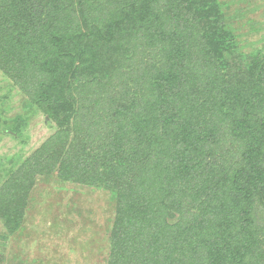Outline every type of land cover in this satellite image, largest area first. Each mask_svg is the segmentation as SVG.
I'll list each match as a JSON object with an SVG mask.
<instances>
[{
    "label": "rangeland",
    "instance_id": "obj_1",
    "mask_svg": "<svg viewBox=\"0 0 264 264\" xmlns=\"http://www.w3.org/2000/svg\"><path fill=\"white\" fill-rule=\"evenodd\" d=\"M94 1L97 0H15L14 5L31 3L44 14L48 11L52 14L56 7L64 10L70 3L76 10L81 7L86 10ZM193 1L183 0L176 10L178 27L198 29L193 64H186L190 81L180 85V89L186 90L190 84L196 87L194 91L188 90L180 106L186 108L195 95L209 101L208 126L213 134L198 158L210 162L209 165L220 163L216 167L222 165L226 170H235L247 149L246 143L251 140L250 147L258 144V133H263L260 124L264 121V93L261 92L264 75L259 73L264 68V0H210L216 9V22L208 16L201 26L218 32L223 38L224 52L220 58L210 56L205 40L198 39L201 28L197 25L199 17ZM100 4L102 8L105 3ZM171 5L175 7L176 3L168 0L166 8L173 10ZM185 39L181 46L182 59L188 44ZM42 47L38 54L44 56L45 63L52 56L47 47ZM139 49L128 54V58L132 56L131 61L108 86H86L78 105V108L83 106L79 110L85 111L84 123L77 132L70 129L66 141L58 142L55 151L49 149L43 154L41 149L58 131L54 122L31 101L45 76L36 73V67H25L27 63L23 60L0 59V196L17 210L9 220L0 215V264H109L117 248L114 242L121 214H125L126 220L127 211L138 208L142 185L145 182L149 185L156 171L144 170L140 158L138 162L136 157L126 155L129 148H119V143L114 139L108 141L107 137L116 135L120 141L119 129L109 122L126 124L130 112L138 110L144 86L137 83L154 63L150 61L154 51ZM124 74L133 78H126ZM127 79L131 80L126 83ZM99 103L106 105L105 111L97 106ZM223 103L226 116L218 112ZM119 106H124L128 114L123 119L115 118ZM92 118L93 126H89ZM235 126H238L235 128L238 140L231 132ZM13 129L16 133L10 132ZM254 133L256 136L252 137ZM172 136L170 132L162 135V139L166 141L167 160L175 167L179 146L175 153L169 147ZM61 147L64 149L58 151ZM145 148L143 156L148 158L150 146ZM191 160L192 166H196L193 175L178 180L184 171L168 170L165 186L161 183L162 190L156 189L157 196L167 194L169 202L165 203L164 199V213L159 218L177 228L178 240L166 244L161 237L153 239L149 229V233L144 230L145 246L138 249L139 256L150 258L153 264H205V247L213 239L209 228L215 229L217 224L228 226L224 220L229 222L228 215L231 217L243 204L241 199L229 196L228 189L218 183L215 170L199 169L196 160ZM150 188L156 187L150 185ZM145 198L142 200L145 208L155 210ZM231 201L233 207L242 204L230 211L228 202ZM252 204L255 234L258 237L261 233L264 242V204L260 195L255 193ZM218 208H225L222 217L215 212ZM261 245L264 248V243ZM253 264H264V261L260 257Z\"/></svg>",
    "mask_w": 264,
    "mask_h": 264
},
{
    "label": "trees",
    "instance_id": "obj_2",
    "mask_svg": "<svg viewBox=\"0 0 264 264\" xmlns=\"http://www.w3.org/2000/svg\"><path fill=\"white\" fill-rule=\"evenodd\" d=\"M167 1L97 0L86 10L84 7L76 10L70 3L64 10L56 7L52 14H49V11L44 14L35 4L15 6V0H0V59L23 60L27 63L25 67H36V73H43L45 76V80L31 96V101L33 106L39 108L54 122L58 131L41 149L43 154L49 149L55 151L58 142L66 141L70 129L77 132L76 129L84 123L85 111L79 110L83 106L80 105L81 108H78V105L86 86L104 87L111 83L122 73L127 62L131 61L132 56L128 58V54L131 55L133 51L140 50L139 48H142V51H154L152 53L154 57L150 60L154 63L142 73L144 79L137 83V86H144L141 89L138 110L128 115L125 107L119 106L115 118L123 119L128 115L129 122L122 125L120 122L117 124L109 122L110 126L119 129L121 136L120 141L116 135L113 138H110L111 135L107 136L110 139L108 141L114 139L115 143H119V148L121 146L129 148L126 155L136 157L138 162L140 158L144 170H156L153 173V181H148L149 185L146 182L142 185L141 198L137 199L138 208L128 210L126 220L125 214H121L122 217L118 221L120 229L115 234L114 242L117 248L113 250L109 264H153L150 258L142 259L139 256L141 252L138 249L145 246L143 242L145 239L142 236L145 231L147 233L152 231L153 233L149 235L153 239L161 237L166 244L177 242L178 238L175 237L177 228L159 218L164 213L162 211L165 209L164 199L165 203L169 204L168 196L167 194L157 196L156 192L158 189L162 190L161 183L163 187L165 186V180L169 177L168 170L184 171L182 178L178 177V180L193 175L196 166H192L191 159L196 160L195 165H200L199 169L215 170L218 183L228 189L229 196L237 197L243 203L231 217L228 215V218L237 223L236 226L231 224V220L227 222L225 219L223 223L228 226L217 224L215 229L209 228L213 239L205 247L207 252L205 264H253L260 257L264 261V248L261 245L264 243L263 237L261 238V233L258 237L255 234L252 208L255 193L260 195L264 204V121L260 124L263 133H258V144L250 147L251 140L249 142L246 140L247 149L242 153L240 166L235 170H226L222 165L216 167L220 163L209 165L210 162L198 158L213 134L211 126H208L210 103L200 100L195 95L192 101L189 100L186 108L180 106L183 103L182 98L188 96V90L194 91L196 87L190 84L186 90L180 89V85L190 81L188 73L190 69L186 68V64L190 62L193 64L192 54L196 52L198 29L194 26H191L190 30L187 27H178L176 10L178 5L183 4V0H171L176 3L175 7L171 5L173 10L166 8ZM100 2L105 3L102 8ZM193 6L199 17L197 25L201 28L198 39L202 37L205 40L210 56L220 58L224 52L223 38L218 32H211L201 26L202 20L208 16L214 17L215 24L216 9L210 0H194ZM188 8L190 10V5ZM41 15L45 17L42 19ZM39 26L42 30H39ZM25 27L31 28L25 30ZM184 39L188 44L185 46L187 50L182 59L181 46ZM40 47L42 49L47 47L50 50L48 54L52 56L48 57L49 61L45 63L42 60L44 56L38 54ZM39 62H42V65ZM260 70L259 74L263 76L264 68ZM124 76L133 78V75ZM128 80L131 79L125 80L126 83ZM203 80L210 81L206 78ZM210 82L207 85H210ZM226 90L221 89L222 92ZM261 92L264 93V89ZM76 95H79V98L76 99ZM180 100L181 103L178 104ZM97 106L105 111L106 105L99 103ZM224 106L223 103L222 110L218 112L226 116L227 113H223ZM92 120L93 118L89 126H93ZM99 124L101 123L98 122ZM235 128L238 126L232 128L231 132L238 140L239 135ZM102 130L103 132L107 130L106 124ZM10 132L16 133V130ZM170 132L173 136L170 138L169 147L175 153L179 146V161L175 167L171 166V160H167V148L164 146L166 141L162 139V135L167 133L170 135ZM255 136L256 133L252 137ZM132 141L135 143L131 144ZM147 145L150 146L148 150L151 155L145 158L146 155L143 156V153ZM63 149L64 147H61L57 150ZM150 185L156 188H150ZM204 187L205 185L203 190ZM144 197L155 210L145 208L146 204H142ZM0 204L1 216L9 220L13 212L16 214L17 210L6 198L0 196ZM228 204L231 207L230 211L240 206L233 207L232 201ZM224 210L225 208H218L215 212L222 217ZM130 234L137 236H129Z\"/></svg>",
    "mask_w": 264,
    "mask_h": 264
}]
</instances>
